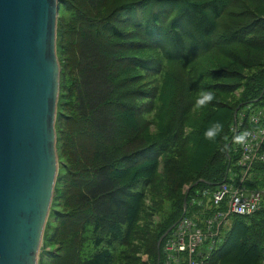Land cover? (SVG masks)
<instances>
[{
    "label": "trees",
    "instance_id": "1",
    "mask_svg": "<svg viewBox=\"0 0 264 264\" xmlns=\"http://www.w3.org/2000/svg\"><path fill=\"white\" fill-rule=\"evenodd\" d=\"M60 2V161L42 264H131L136 237L157 262L159 238L184 214L183 185L186 213L202 211L193 194L242 174L233 138L258 126L242 113L264 107V0ZM204 90L216 99L196 108ZM215 120L224 133L212 143ZM245 185L264 188V160ZM152 187L168 196L160 222L145 210ZM208 260L264 264V207L233 214Z\"/></svg>",
    "mask_w": 264,
    "mask_h": 264
},
{
    "label": "water",
    "instance_id": "2",
    "mask_svg": "<svg viewBox=\"0 0 264 264\" xmlns=\"http://www.w3.org/2000/svg\"><path fill=\"white\" fill-rule=\"evenodd\" d=\"M59 10L60 0H0V264H38L55 191Z\"/></svg>",
    "mask_w": 264,
    "mask_h": 264
},
{
    "label": "built area",
    "instance_id": "3",
    "mask_svg": "<svg viewBox=\"0 0 264 264\" xmlns=\"http://www.w3.org/2000/svg\"><path fill=\"white\" fill-rule=\"evenodd\" d=\"M250 120L256 127L244 128L250 132L246 146H240L238 163L242 168L239 181L223 180L215 188H203L193 194L191 202L204 210L185 213L165 236L161 255L156 261L144 257L147 264H210L208 256L224 237L233 214H252L264 207V188L247 187L245 180L257 160H264V107H253ZM242 123V122H240ZM242 130V131H243ZM230 179L236 175L231 173ZM213 208L209 211L208 201ZM188 208V207H187ZM202 214L201 221L198 219ZM204 216V217H203Z\"/></svg>",
    "mask_w": 264,
    "mask_h": 264
},
{
    "label": "rangeland",
    "instance_id": "4",
    "mask_svg": "<svg viewBox=\"0 0 264 264\" xmlns=\"http://www.w3.org/2000/svg\"><path fill=\"white\" fill-rule=\"evenodd\" d=\"M60 7H61V2H60ZM60 12H61V9L59 10V14H60ZM58 19H59V15H58ZM57 29H58V20H57ZM58 57H59V55H58ZM60 66H61V63H60ZM61 70H62V66H61ZM60 88H61V71H60ZM235 92L237 94H239L238 89L235 90ZM57 112H58V106H57ZM56 119H57V116H56ZM57 152H58V146H57ZM58 160H59V153H58ZM58 171H59V168H58ZM189 186H190V183H185L183 185V187L181 188L182 191L186 192V190ZM162 191H164V190L162 189ZM162 191L158 195H156L155 190L152 187L145 197V210H146V212H149V217L152 218L153 221H155V222H160L161 219L163 218V214H165V211H164L165 208L164 207L166 206L167 201H168L167 195L164 194L162 196H159L162 194ZM189 192H190V189H189ZM153 193H155L156 197H154ZM188 195H189V193H188ZM53 196H54V194H53ZM51 208H52V202H51L50 211H51ZM50 211H49V213H50ZM184 213H185V211H184ZM48 217H49V215H48ZM146 218H148V215L146 213L142 212L139 223L144 224V220ZM231 220H232V216L230 217V222H231ZM46 225H45V228H46ZM129 246L132 247L131 254L133 255V260H134L131 264H143L142 262H144V261H145L144 264H146V259L144 257H147V255L149 257L151 256L150 252L147 251L148 245L146 244V242H143L142 238L138 239L136 237V238H134L133 242L130 243ZM51 247H52V245H50L49 243L46 244V242L44 240V234H43V240H42V244H41V247L39 250L38 264H42V261H45V262L48 261L49 258L48 257L44 258V257L46 256L47 251Z\"/></svg>",
    "mask_w": 264,
    "mask_h": 264
},
{
    "label": "clouds",
    "instance_id": "5",
    "mask_svg": "<svg viewBox=\"0 0 264 264\" xmlns=\"http://www.w3.org/2000/svg\"><path fill=\"white\" fill-rule=\"evenodd\" d=\"M216 99L215 93L211 90H204L198 93L195 107L202 109L205 108L207 105L211 104ZM224 133V124L221 120L212 121L209 127L204 132V138L212 143L217 141L218 137H221ZM250 136V132L245 129L240 133L236 134L233 138V143L246 146V142L248 137Z\"/></svg>",
    "mask_w": 264,
    "mask_h": 264
},
{
    "label": "bare ground",
    "instance_id": "6",
    "mask_svg": "<svg viewBox=\"0 0 264 264\" xmlns=\"http://www.w3.org/2000/svg\"><path fill=\"white\" fill-rule=\"evenodd\" d=\"M245 127V126H244ZM244 127H243V129H244Z\"/></svg>",
    "mask_w": 264,
    "mask_h": 264
}]
</instances>
